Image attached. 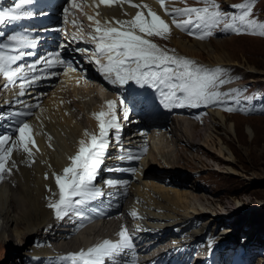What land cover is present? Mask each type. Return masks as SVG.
Segmentation results:
<instances>
[{"label":"snow or ice","instance_id":"obj_1","mask_svg":"<svg viewBox=\"0 0 264 264\" xmlns=\"http://www.w3.org/2000/svg\"><path fill=\"white\" fill-rule=\"evenodd\" d=\"M35 2L36 0H16L12 6L0 9V25L33 18L36 13L27 10V6L34 5ZM116 2L117 0H99L96 7H110ZM123 2L137 9L134 15L127 19H98L96 17L101 14L97 11L96 16H88V20L94 23L91 34L94 47L74 50L90 52L89 62L98 67L105 81L120 87L134 84L141 89L154 90L158 93L159 104L165 108L220 106L228 112L243 110L234 106L239 103L234 94L219 90L220 86L229 82L223 78V69H207L191 59L177 56L174 54L175 50L160 47L152 38L166 39L173 26L198 39L211 37L218 28L222 32L264 36V23L252 18L251 3L229 5L230 9L240 10L239 14H233L222 10L216 0H200L204 7L182 8L169 7L166 6V0H157L164 13L171 18L169 23L146 3H134L133 0ZM77 7L76 0H71L70 8ZM70 8L64 9L65 14ZM39 15H46V12L41 10ZM124 15L129 16L127 12ZM0 37H5V34L0 32ZM5 40L7 43L0 41V75L12 84L19 82L21 97L27 94V89L32 84L58 75L51 69L64 66L69 71H77L73 61L63 59L60 51L26 63V57L36 55L33 50L37 47V38L29 36L27 30L8 34ZM252 99L253 97H244L245 101ZM17 103L23 104L22 101ZM124 104V99L109 100L106 110L94 113V119L98 122V134L86 131L85 139L79 141L78 151L68 158L70 163L62 172L53 173L56 191L53 192L52 188L48 191L52 192L55 199H50L48 207L54 210L57 219L63 220L72 215L84 219L85 207L105 195L96 183L97 172L109 148L110 134L113 130H119L117 109ZM34 107L40 110L39 102L35 105L23 104L24 110L0 112V121H8L7 131L0 133V179L5 174H12L14 169L18 171L14 153L26 157L28 166L36 163L34 154L40 152V148L35 137L39 133L27 119L35 116L32 110ZM123 111L124 118L127 119V107ZM35 118L40 119L39 116ZM2 126L4 125H0ZM50 141L49 136V147ZM128 158L138 157L130 154ZM127 171L136 173V169ZM45 179H48L47 174ZM127 183L113 179L104 181L109 188H121ZM131 215L139 218L135 211ZM118 236L116 241L105 239L87 250L72 253L68 259L71 264H117L118 261L119 264H128L127 255L135 247L134 239L126 226L122 227Z\"/></svg>","mask_w":264,"mask_h":264},{"label":"bare ground","instance_id":"obj_2","mask_svg":"<svg viewBox=\"0 0 264 264\" xmlns=\"http://www.w3.org/2000/svg\"><path fill=\"white\" fill-rule=\"evenodd\" d=\"M134 1L148 4L164 19L168 20L169 23L171 22V19L164 13L158 3L149 0ZM97 4L86 3L81 6L85 12L84 17L86 26L94 25L92 21L88 20V16H96L97 11L101 14L99 17H96L98 19H112L113 17L127 19L137 11V9L132 8L130 5H119L115 8H108L100 5L99 8H97ZM166 6H169V4L166 3ZM125 12H127L129 16H125ZM78 17L81 18V13L78 14ZM171 35L172 37L178 36L182 39L185 38L183 34H180L175 30L174 26L172 27ZM218 43L221 49H225L224 47L227 46L224 41H218ZM173 46L184 51L185 54L189 52L186 56L193 58L196 56V54H194L195 51H193L192 48L187 47L181 40L173 41ZM198 46L203 47L200 50L205 52L207 45L198 44ZM213 53L214 56H209V59L215 61V66H238V64L232 62V60H225L222 55H217L215 51H213ZM211 65L214 64H210V66ZM2 83L5 84L3 81ZM79 85L85 87L92 95L96 93V96H94L96 101H87L84 107L77 105L78 100L73 94L71 95L70 88L79 87ZM1 88L2 87H0V90ZM58 90L60 91V96L56 97L54 95L55 92H53V96L51 95L52 97L49 100L46 102H39L40 110H37L35 107L32 109L35 112V116L40 117L39 120H37L35 116L27 118L29 123L35 128L36 132L39 133L35 137L40 148V152L34 154L36 163L32 164V166H28L29 162L26 157L17 156L14 153V159L17 160L18 164V171L14 169L12 174H5L3 179H0V218L3 219V224H6L4 230L9 226H15L13 230L9 229L7 231L9 233L7 239L5 238L3 231L0 230V248L4 246L5 243H12L16 244L18 247L27 249L26 255L29 257L24 261V264L32 261L31 259L37 264H71V261L68 259L70 254L80 251L78 246L81 243L72 240L76 229V223L72 220L73 216L65 217L63 220L55 217L54 210L48 207L50 199H55V197H53L52 192H49L48 189L52 188L53 192L56 191L53 173L62 172V169L70 163L68 158L78 151L79 141L85 139L84 133L81 131L82 128L87 127L90 133L93 131L99 132L98 122L94 119L93 114L106 109L107 105L104 103L105 99H103L104 105L100 104L102 101L100 96L103 97L107 92L105 90H99L96 83L85 82L81 80L78 75L72 74L64 75L59 84ZM28 97H31V99H28ZM39 99L40 98L35 99L33 93L26 94L23 97L14 95L10 99L4 100L3 103H0V112L6 113L14 110H24L23 104L35 105ZM68 100H71V106H69L70 104H67ZM17 101H22L23 104L17 103ZM68 107L73 109V114L68 111ZM85 109L89 110L87 114H84ZM165 109H174L176 112L174 118L170 120L172 132H166L169 128V123L167 119H163L166 124L168 123L167 126H165V124L155 123L154 126L156 127L149 129L152 143L145 139V136L139 134L138 137L140 139L137 142L131 143L132 147L127 149L122 147V143L119 144V142L118 144L116 143L114 147L110 144L103 158V163L97 172V178H99V186L101 188L106 190H121L124 188L125 190L130 191L131 200L128 207L130 216L120 222L115 219L106 222L104 221L103 223L98 222L90 235L98 237L105 235L108 239L117 240L119 239L118 233L122 227H127L129 225L135 228H143L144 233L150 234L149 237H133L135 247L127 255L128 261L134 257H138L140 260L142 254H149V259L151 257H153V259L157 258V256H154L155 249L159 248L160 244L165 243V241H168L172 236H177L174 234H178L181 230H183L184 235L178 236V238L189 235L194 237L206 231V226H201L202 228L200 227L199 229L194 230L193 233L187 229L184 230L188 225L187 222L192 218L191 215H193L188 213L189 209L193 210L192 202L188 200L189 198L187 199L188 201L183 199V196H188V193H182L175 189H173V191L172 189H168L167 191V189H164L163 187H157L155 181L162 180L163 178L150 173L145 166L160 163L158 158L159 153L162 155L165 162L172 167H175L179 163L190 167H196L197 163L207 166V162L196 155L188 156L186 149L179 151L177 156L166 151L161 153V149L159 146L155 145V141H158L160 145H163V147L166 148V145L168 144L177 145L178 142H183L185 139L190 146L199 148V150L204 149V153L207 157L217 159L224 164L227 171H236L233 166L235 163L233 148L227 143L225 138L218 136L215 141V139L208 135L202 139L203 144H195L192 141L194 140L195 124L185 118L186 114H190L188 108L163 107L159 112H162ZM209 114L212 115L209 118L210 122L215 119L219 120L225 128V133L228 136L229 134L234 135L236 141L240 145L245 144V142L247 143L245 136H249L251 139L254 135L255 129L253 126L246 125L247 127L245 126L242 132L240 130L242 125H239L236 122H228L227 117L222 111L211 108ZM79 117H81L80 120H78ZM78 121L81 124H79ZM120 122L119 124H121ZM7 124L8 121H0V125H4L0 127V133L7 131ZM133 126H137V128L143 126V128H145L141 121L134 123ZM149 126L150 124L148 127ZM214 129H217V127H214ZM123 130L124 129L119 128L118 132L116 131V134L119 135L123 133ZM207 130L209 131L211 129ZM204 134H206V132ZM49 136L51 137V147H49ZM131 138L134 139L135 137L133 136ZM204 146H207L208 149H205ZM148 149L149 155L145 158L146 155L144 154L147 153ZM214 149L217 151V153L215 152L217 156L211 153ZM130 154L138 158L129 159L128 156ZM21 161L24 162L22 163ZM125 165H128L126 170L122 168ZM127 169H136V173L133 174L132 172L127 171ZM108 171H120L124 176L123 181L128 182L127 185L121 188H109L105 186V180L103 177L106 176V172ZM45 174L48 175V179H45ZM193 188L195 190L199 189L194 185L192 186V189ZM193 196V198L200 203V207H204L203 204L205 202V197L199 194H194ZM180 208L188 211L187 216H183L179 212L181 211ZM198 208L199 207L195 210L196 212H199L196 216L198 215L204 218L206 215L211 214L202 209L200 211ZM133 211L137 212L139 218H134L131 215ZM116 227H118V230L117 235L115 236L112 234ZM168 233L169 238L167 240L156 242L159 234H161L160 237H164ZM38 236H40V238L42 237L41 240L45 239L38 246L27 247L24 245L27 240ZM194 238H192V240ZM69 240L72 241L65 243V241L67 242ZM186 240L189 241L191 238L185 239L181 242L176 241L173 245L182 244ZM222 240L223 244H225L228 239L226 236L222 235L221 239L217 240L216 243H220ZM61 253L67 254L68 257L59 256ZM222 253L223 251L219 255V264H234L231 263L229 259L225 260L224 256L226 255H222ZM172 254L175 255V258L183 256L189 263L199 262H195L193 252H186L185 249L178 253L172 252ZM162 259L163 258H160V260Z\"/></svg>","mask_w":264,"mask_h":264},{"label":"rangeland","instance_id":"obj_3","mask_svg":"<svg viewBox=\"0 0 264 264\" xmlns=\"http://www.w3.org/2000/svg\"><path fill=\"white\" fill-rule=\"evenodd\" d=\"M225 1L226 3L230 1L231 3L239 4L251 3L253 11L252 18L258 20V22L264 23V0H216V3L220 5L222 10L232 12L233 14H239V9L233 10L226 7L224 4ZM200 5L201 7L205 6L200 2V0H178L173 3L171 7H197ZM177 32L183 34L185 38L182 39L178 36L172 37L170 34V36L166 39L160 37H154L153 39L160 42L163 48L175 50L174 54L177 56L191 60L194 59L193 61L200 66L207 69H223V78L229 82L220 86L219 90L223 93L234 94V97L239 99V103L234 106L243 110L228 112L220 106H215L216 108H219L215 110L224 112L228 122H236L239 125H242V128H240L242 132L246 125L253 126L255 132L251 139L249 136H245L247 143L245 142V144L240 145L236 141L234 135L229 134L228 136L225 133V128L219 120L215 119L210 122L209 118L212 116L211 114L206 115L199 122H192L195 124L193 136L194 140H192L193 143L203 144L202 139L208 135L215 139V141L218 136L227 140V143L233 148V157L235 162L233 166L236 170L235 172L227 171L224 164L217 159L207 157L204 153V149L199 150V148L190 146L185 139L183 142H178L177 145L168 144L166 145V148L163 147V145H160L158 141H155L154 143L160 147L161 153L166 151L172 153L174 156H177L179 151L186 149L188 156H199L207 162V166L197 163L196 167H190L179 163L175 167H172L165 162L164 158L159 153L158 158L160 163L147 165L145 167L150 173L164 179L156 181L161 182L165 181L166 178L169 179L168 186L159 184L155 181V185H157V187H163L164 189H167V191L168 189H172V191L175 189L182 193H188V196H183V199L192 202L193 210L189 209L188 212L186 209L180 208L181 211L179 212L183 216H187V212L189 214H193L191 217H194L195 220L193 221V224L188 227L189 231L199 229L201 226H206V231L209 230V239H213L212 237L216 234V232L221 231V237L222 235L226 236L228 239L227 242L232 240V249H228L227 258H230L231 255H239L242 250L240 256L241 261L238 264H244V260H248V264H264V256L261 255L257 259L254 256H250V250L246 245H244L246 242L253 241L255 243L253 247L256 251H259L260 244L264 246V36L222 32L218 28L214 31V34L211 37L198 39L196 36L189 35L186 31L178 29ZM175 40H181L187 47L192 48L193 51H195V53H193L196 54L195 58L186 56L189 52L185 54L184 51L178 49L176 46H173V41ZM218 41H224L226 43L225 45L227 46H223L225 49H221L219 47ZM198 44L207 45L205 52L200 50L203 47H199ZM213 51H215L217 55H222L225 60H232V62L237 63L238 66H215V61L213 59H209L214 56ZM210 64L214 65L210 66ZM60 83L61 81L54 86L51 91L44 92L47 93L45 96L46 98H40L38 102H46L53 96V92H55L54 95L56 97L60 96V91L58 90ZM4 92L6 94L7 90ZM70 92L71 95L73 94V96L78 100L77 105L79 106L84 107L87 101H96L94 98L96 93L92 95L85 87L80 85L79 87L70 88ZM107 96L113 97L114 94L112 92H108ZM244 97H253V99L251 101H245ZM28 99H31V97H28ZM100 99L102 100V97ZM70 101H67V104H70L69 106H71ZM100 104H102V102H100ZM102 105H104V103ZM69 109L68 111L73 114V109ZM88 112L89 110L85 109L84 114H87ZM123 113L124 112H121V109L118 107V123L122 120L119 125L124 124ZM80 119L81 117L78 118V120ZM170 120L168 122L169 128L166 130L168 133L172 132ZM163 122V119L151 122L148 129L155 128V123L165 124V126L168 125V123L166 124V122ZM78 123L81 124L79 121ZM214 127H217V129H214ZM136 128L137 126H132L131 124L129 126L131 132H133ZM140 128L143 129V126ZM121 129H125V127ZM207 129L211 130L208 131ZM84 130H88L89 132L87 127L82 128V133L85 132ZM205 132L206 134H204ZM94 134H98V131H95ZM139 134L142 135V133L133 135L135 138L132 139V142H137L140 139L138 137ZM125 135H127V132ZM113 136L114 135L110 138L112 141ZM150 137L151 135L147 134L145 139L151 140ZM150 142L152 143V141ZM204 147L205 149H208L207 146ZM215 152L217 153L215 149L214 151H211V153L216 155ZM193 185L199 189H192ZM194 194L203 195L205 197V202L207 203L204 202V207H200V203L193 198ZM197 207H199L198 209L200 211L202 209L211 214L206 215L204 218L202 216H196V214L199 213L195 211L197 210ZM110 220H113V218L111 217L106 219V221ZM3 223V219L0 218V230L3 231V234L7 239L9 235L7 231L9 229L13 230L15 226H9L4 230L6 224ZM115 232L116 231H114V233ZM41 239L42 237L40 238V236L29 239L24 245L27 247L38 246L45 240ZM84 239L85 238L82 236L72 237V240L77 243H82L85 241ZM72 240L67 242L65 241V243H69ZM79 247L80 245L78 248ZM26 254L27 249L18 247L16 244L5 243V245L0 248V264H20V262L21 264H24V261L29 257ZM250 257L253 258L250 259ZM31 260L32 261L27 264H37L33 259ZM229 261L231 263H235L237 260L233 257L232 259H229Z\"/></svg>","mask_w":264,"mask_h":264}]
</instances>
